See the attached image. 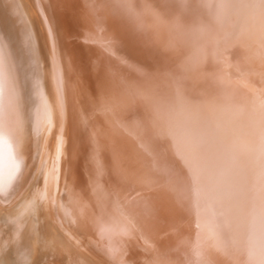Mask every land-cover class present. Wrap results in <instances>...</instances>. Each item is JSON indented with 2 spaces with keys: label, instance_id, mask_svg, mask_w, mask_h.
<instances>
[{
  "label": "bare ground",
  "instance_id": "obj_1",
  "mask_svg": "<svg viewBox=\"0 0 264 264\" xmlns=\"http://www.w3.org/2000/svg\"><path fill=\"white\" fill-rule=\"evenodd\" d=\"M234 1L0 0L7 239L6 219L27 204L39 264H81L83 253L96 264H264V175L250 170L264 160L219 138L231 86L203 48L253 25ZM250 41L248 71L260 58ZM24 156L38 164L4 206Z\"/></svg>",
  "mask_w": 264,
  "mask_h": 264
},
{
  "label": "rangeland",
  "instance_id": "obj_2",
  "mask_svg": "<svg viewBox=\"0 0 264 264\" xmlns=\"http://www.w3.org/2000/svg\"><path fill=\"white\" fill-rule=\"evenodd\" d=\"M234 2H235V6H236V10L237 11L240 10V9L244 11L245 8H248V9L251 10L249 12V15L251 14L250 15V19H251V22L253 21L252 22L253 25L251 27H248V28L247 27H243V28L240 27V29L237 31V33H235V32L233 33L232 38H230V36H228L227 39H226V37L224 38L223 37V34H228V33H226L224 31V32H222L223 34L220 36V41H218V42H216V41L209 42V43H207V45H204L203 48H204V53L205 52L207 53V54L205 53V55H209L210 56L209 59H211V62L214 63V65H215V67L213 66V68H212V70L214 71L212 73L214 75L219 76L220 79L222 78L221 79L222 81H224V82L226 81L225 82V85H230L231 86V92H230V95H229V100H227V103L229 105V112H227V114L225 116V121L223 122V125L224 126L223 125H222L223 127L221 126L222 128H221V132L219 133V138L221 140L222 139L225 140V142H227V143H230V142L235 143V144H233V146L234 147L235 146L237 147V150L239 151L237 153L238 154L240 153L239 156H242V158L245 159V157H246V159H247V156H249L252 161H254V159L257 158L255 160V162H262L264 160V82H263L264 81V74H263L264 73V58H262V57H264V0H235ZM256 13H258V14H256ZM253 16L255 17V19H254ZM107 25H108V27H110L109 23ZM249 29H250V31H249ZM249 32L251 34H249ZM238 35H240V37ZM249 35H250V38H251V40H252L253 43L251 41L250 42H246V43L249 44V45L251 43V49H255L256 52L259 55L258 57H260L259 59H257V62L254 64V65H256L255 67L257 68L256 69L254 67L255 68V71H254V68H252L253 70L250 69L248 71L247 70L248 67L246 65H244L243 62H240L241 61V57H239L240 56L239 54H241L240 53V50H241L240 47H241V45L243 43H245V42H242V41L244 40V37L245 36L248 38ZM241 37H243V38L241 39ZM258 39H260V40H258ZM20 40H21V42H23L22 41V38H20ZM229 41H231V42L229 43ZM236 43H238V44H236ZM228 44H231V45H228ZM253 44H254V47H252ZM225 47L226 48L229 47V48L226 49ZM233 48H234V50H233ZM217 50L220 53L217 52ZM232 50H233V52H232ZM225 52H226V54H225ZM236 52H237V54H235ZM234 56H235V58H234ZM261 67H263V68L261 69ZM244 70H246L247 74H245L246 72ZM261 70H262V72H261ZM218 71L219 72L221 71V73H219ZM232 71H234V72H232ZM253 72H255V73H253ZM236 73H238V74H236ZM249 73H250V75H249ZM253 76L254 77L257 76L255 79L258 82H255L256 80L253 78ZM258 76H259V79H260L261 82H259ZM209 78H212V77H209ZM237 78L239 79V81H238ZM244 79L247 82L245 84H244ZM248 80H250V82ZM210 81L213 82V79H210ZM252 81H254V83ZM237 84L239 86H237ZM257 84H259L261 86H259ZM232 85H233V88H232ZM247 85H248V87H247ZM244 86H246V87H244ZM234 89H235V91H234ZM258 90H260L261 92L258 91ZM251 92H253V93H251ZM231 93H233V95ZM247 93H249V94H247ZM234 96H235V98H234ZM243 96H244V98H243ZM239 97L242 98V99H240ZM259 98H261L263 101L261 99H259ZM255 99H257V100H255ZM240 100H242V101H240ZM223 101H224V99H219L218 102L214 103V105L211 106L212 111H215V110H217V111L219 110L220 111L221 105H223ZM236 106H238V107H236ZM236 108H238L239 110L236 109ZM261 108H262V110H261ZM93 109H95V110H93ZM96 110H97V107L96 106H94V107H88L87 108L88 114L91 115L90 116V119L96 114ZM241 111H242V113H241ZM262 111H263V113H262ZM232 114H234V115H232ZM243 116H244V118H243ZM249 119H251V120H249ZM261 121L263 123H261ZM87 124H88V126H90L89 123H87ZM90 128H91V126H90ZM61 135H60L61 137H65L66 138V144L68 145L69 144V141H70V136H68V133L65 134L66 136H64L63 134H61ZM86 138H87V134H86ZM97 140L100 141L99 139H97ZM87 141H88V139H86V142ZM88 142H91V141H88ZM229 154H231V153L229 152ZM24 157H23V160L21 162V164H23L24 166L21 165V164L19 165L20 166L19 167V173L16 174L15 183L12 184V186L8 188V191H6L7 192V195H6V192H4V194L2 195L3 196V199H1V200L4 201V202L2 201V204L4 203L3 204L4 206L10 205V201L14 200L15 197L21 192L20 191V189L22 188L21 179L24 178L23 175H25L28 172V170L35 169V167L38 164L37 163L38 156H37L36 161L34 160L32 163L30 161V158H26V156H24ZM26 160H28L30 162H28ZM242 160L243 159H241V162H242ZM234 161H235V159H234ZM82 163H84V171H87L86 170V168H87L86 165H87V163L89 164L88 157L87 158L85 157L84 160L82 158ZM229 164L231 165V163H229ZM233 164L234 163H232V165ZM253 168H255V169H253ZM250 170H253L254 172L256 171L257 173H259V174L256 175V177L258 176L257 179H260L264 175L263 174L264 173V164H260V163L258 165L252 164V167H251ZM259 170H261V171H259ZM85 179H86V182H87L88 179L87 178H85ZM241 190L244 193V195L242 197H244V198H250L251 197V195H248L247 194V192L244 189L243 185H241ZM4 196H6V197H4ZM6 201H7L8 204L6 203ZM252 201H254V200H252ZM5 203H6V205H5ZM250 204L251 205H254V207L256 208V204L254 202H251ZM24 208H25V210H23ZM16 211L17 212H15L14 214H11V216H9L6 219V220H8L9 233L11 232L10 233L11 239H7L4 236V234L0 232V264L1 263L2 264L3 263L4 264H39L38 258H37V255H36L37 250H38L39 247L38 246L37 247H33V243L35 241L34 239L36 237L34 236L35 234L32 232V224H33L34 221H36L37 217H36V215H35V213H34L33 208H32L31 205L30 206H27V204H24V205L21 206V209H17ZM15 217H17V218H15ZM14 218H15V220H14ZM262 221H264L263 218H262ZM33 225H35V224H33ZM13 227H14L15 230H13V232H12V231H10L11 230L10 228L13 229ZM30 239H32V241ZM13 244L15 245L14 247H13ZM30 246H32V248ZM198 246L199 245H194L195 251L197 250V247ZM19 247H21V249ZM25 248H26V250H25ZM18 249H20V251ZM29 249H30V251H29ZM79 250H82V249H79ZM26 251H29L30 255H29L28 252L26 254ZM38 251H40V250H38ZM89 255H91V257H93L92 255H94V254L92 253V254H89ZM89 255L86 256L84 253L82 254V257L79 258L81 264H96L93 259L91 260L89 258L90 257ZM20 256H22L24 259H22ZM27 257H29V258H27ZM129 257H135V256L134 255L133 256L132 255H129ZM129 257H127V258H129ZM1 258L4 261H2ZM5 260H6V262H5ZM33 261H34V263H33Z\"/></svg>",
  "mask_w": 264,
  "mask_h": 264
}]
</instances>
